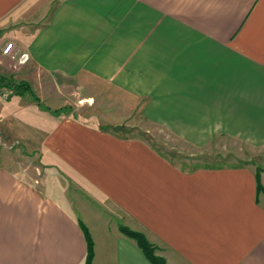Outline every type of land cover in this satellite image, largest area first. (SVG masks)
Returning a JSON list of instances; mask_svg holds the SVG:
<instances>
[{
  "label": "crops",
  "instance_id": "1",
  "mask_svg": "<svg viewBox=\"0 0 264 264\" xmlns=\"http://www.w3.org/2000/svg\"><path fill=\"white\" fill-rule=\"evenodd\" d=\"M9 41L30 54L26 64H7ZM126 72L144 116L176 135L189 126L178 120L206 119L209 136L264 149V0H0V76L41 99L1 85L10 95L0 98V264H86L80 221L93 264H152L120 225L145 233L166 264H264V169L262 190L250 161L189 170L131 130L47 103L62 90L71 102L72 83L118 85ZM27 139L83 193L72 200L67 183L32 180L7 148Z\"/></svg>",
  "mask_w": 264,
  "mask_h": 264
},
{
  "label": "rangeland",
  "instance_id": "2",
  "mask_svg": "<svg viewBox=\"0 0 264 264\" xmlns=\"http://www.w3.org/2000/svg\"><path fill=\"white\" fill-rule=\"evenodd\" d=\"M7 64L12 67L15 61H7ZM11 69H14V67ZM141 75L144 76V74ZM125 77L127 80L122 82V85H116L115 82L106 78H101V80L93 79L88 81V84L83 85L72 83L73 99L71 102H69V98L62 90V95L59 93L54 96L57 100L56 103L51 102L53 100L47 103L52 105V107L59 106L67 109L71 107L72 110L76 108L71 116L83 121H89L93 125L105 129L122 131L125 134H128L129 130H131L130 137L148 143L157 153L170 158L173 162L183 165L189 170L199 167L239 165L243 161H250L256 167V170L259 167L264 169V149H257L244 143V141L237 140L232 136H226L223 133L209 136V126L206 119L182 120L183 124L180 122L181 120H178L177 125L174 124L176 125L175 128L182 125L183 127L181 128H185L183 121L188 123L189 126H186L184 135H176L172 132L173 129L164 128L163 123L146 118L143 114L146 99L143 96H132V92H129L130 88L126 87V85L129 81H131L133 86L136 83L129 72H126ZM138 80H140L137 87L138 90H146L139 73ZM63 94L65 95L64 97ZM165 105L173 106V108L177 107V104ZM33 120L35 123L43 121L40 117H34L30 121L33 123ZM173 121L176 122L177 120ZM0 126L2 127V125ZM23 144L25 145L24 148L20 144L18 147H10L12 144L8 141L9 147L7 148L10 150L8 156L15 161L17 160V162L19 161V165L24 167V171L31 176L32 180L42 179L46 184L62 183L64 187L67 183L68 192L72 200L75 199L74 194L83 193L80 188L85 190L87 185L79 181L78 177L72 172H67L62 166L60 168L59 164L53 167L52 170H50V167L48 168V166L54 165L56 161L51 160L53 163L50 162L49 156L39 142L27 139ZM244 164L243 162L241 165ZM110 217L114 220V216ZM156 253L158 254L157 251Z\"/></svg>",
  "mask_w": 264,
  "mask_h": 264
},
{
  "label": "trees",
  "instance_id": "3",
  "mask_svg": "<svg viewBox=\"0 0 264 264\" xmlns=\"http://www.w3.org/2000/svg\"><path fill=\"white\" fill-rule=\"evenodd\" d=\"M1 85L7 86L13 91V94H29L32 96V98L37 101L39 104L41 103V99L37 94H35L30 85L27 82L21 81L18 83H14L13 80L7 79L3 76H0V88ZM12 94V95H13ZM71 107L68 109L66 107L58 108L53 110L52 112L56 114H61L63 112L71 111ZM261 171H263V168H258L257 173H256V179H257V185H258V190H262L263 186L261 184L260 180V174ZM80 227L84 233V237L87 243V255H86V264H93L94 256H95V243L94 239L92 237V234L87 227V225L83 222L80 221ZM120 231L126 235L127 237L133 239L136 241L137 245L141 248L142 252L144 253L145 257L152 263V264H166V260L164 257L158 255L156 253L157 247L150 242L148 237L146 236L145 233L132 229L126 225H120Z\"/></svg>",
  "mask_w": 264,
  "mask_h": 264
},
{
  "label": "built area",
  "instance_id": "4",
  "mask_svg": "<svg viewBox=\"0 0 264 264\" xmlns=\"http://www.w3.org/2000/svg\"><path fill=\"white\" fill-rule=\"evenodd\" d=\"M4 56L10 58L16 65H24L30 60V54L28 52H20L15 48L14 41L7 42L2 50ZM10 91L0 88V96L3 99H8Z\"/></svg>",
  "mask_w": 264,
  "mask_h": 264
}]
</instances>
